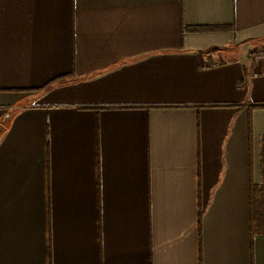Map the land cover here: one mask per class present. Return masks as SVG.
Wrapping results in <instances>:
<instances>
[{"label":"crops","instance_id":"obj_1","mask_svg":"<svg viewBox=\"0 0 264 264\" xmlns=\"http://www.w3.org/2000/svg\"><path fill=\"white\" fill-rule=\"evenodd\" d=\"M263 45L264 0H0V264H264Z\"/></svg>","mask_w":264,"mask_h":264},{"label":"trees","instance_id":"obj_2","mask_svg":"<svg viewBox=\"0 0 264 264\" xmlns=\"http://www.w3.org/2000/svg\"><path fill=\"white\" fill-rule=\"evenodd\" d=\"M220 27L212 26H197V27H183V30L188 31H213ZM65 77L56 79L57 82H63ZM55 81V82H56ZM48 86V85H47ZM260 156V175L261 185H250V210H251V223L253 232L262 231L264 226V136L261 138L259 147Z\"/></svg>","mask_w":264,"mask_h":264},{"label":"built area","instance_id":"obj_3","mask_svg":"<svg viewBox=\"0 0 264 264\" xmlns=\"http://www.w3.org/2000/svg\"><path fill=\"white\" fill-rule=\"evenodd\" d=\"M255 52L256 51H254L252 54L257 56V57L260 56L261 54H263L264 53V45L262 46V48L259 51L257 50V52L256 53Z\"/></svg>","mask_w":264,"mask_h":264},{"label":"rangeland","instance_id":"obj_4","mask_svg":"<svg viewBox=\"0 0 264 264\" xmlns=\"http://www.w3.org/2000/svg\"><path fill=\"white\" fill-rule=\"evenodd\" d=\"M261 48H262V47H260V49H261ZM260 49H259V50H260ZM259 50H258V51H259ZM254 51H255V50H254ZM255 53H256V52H255Z\"/></svg>","mask_w":264,"mask_h":264}]
</instances>
